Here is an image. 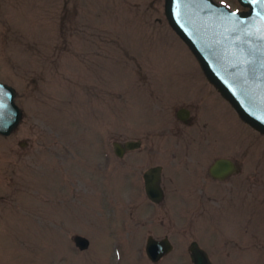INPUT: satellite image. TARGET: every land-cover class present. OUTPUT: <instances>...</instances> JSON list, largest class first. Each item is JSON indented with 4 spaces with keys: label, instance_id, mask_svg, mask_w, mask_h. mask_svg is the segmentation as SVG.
I'll list each match as a JSON object with an SVG mask.
<instances>
[{
    "label": "rangeland",
    "instance_id": "1",
    "mask_svg": "<svg viewBox=\"0 0 264 264\" xmlns=\"http://www.w3.org/2000/svg\"><path fill=\"white\" fill-rule=\"evenodd\" d=\"M163 4L0 0V82L22 111L16 128L0 134V264H191L193 239L215 264H264V135L206 80ZM180 107L189 124L176 117ZM128 140L141 144L117 156L114 142ZM178 140L209 144L204 158L183 157L202 178L216 157L237 163L222 183L226 194L209 181L206 194L186 191L193 181L182 175L192 169H172L167 154L137 159ZM152 163L165 167L157 206L141 178ZM202 196L210 212L195 205ZM149 233L173 245L156 263L144 251ZM75 234L89 240L86 250Z\"/></svg>",
    "mask_w": 264,
    "mask_h": 264
},
{
    "label": "water",
    "instance_id": "2",
    "mask_svg": "<svg viewBox=\"0 0 264 264\" xmlns=\"http://www.w3.org/2000/svg\"><path fill=\"white\" fill-rule=\"evenodd\" d=\"M163 11L170 28L189 48L206 80L229 103L239 119L264 135V2L238 0L248 6V11H235L215 0H163ZM236 13V16H229ZM239 18L241 24L235 20ZM4 107L0 109V134L9 135L19 124L22 111L15 103L13 87L0 82ZM189 111L185 108L176 112V117L186 120ZM126 148L138 146L128 140ZM115 154L121 156V147L114 144ZM236 170L230 159L218 158L210 166V173L223 178ZM159 167L146 171L144 187L146 196L159 202L163 193L152 174ZM72 241L79 250H86L89 240L75 234ZM172 250L168 239L145 242V254L158 262ZM192 264H210L203 249L196 242L189 245Z\"/></svg>",
    "mask_w": 264,
    "mask_h": 264
},
{
    "label": "flooded vegetation",
    "instance_id": "3",
    "mask_svg": "<svg viewBox=\"0 0 264 264\" xmlns=\"http://www.w3.org/2000/svg\"><path fill=\"white\" fill-rule=\"evenodd\" d=\"M238 3H239V7L237 8V9H232V10H235V11H248L249 10V7L248 6H243V5H241L240 4V2L238 1V0H236ZM225 5V4H224ZM228 7V6H227ZM182 108H184V107H180V108H178L177 109V111L179 110V109H182ZM176 111V112H177ZM191 120V117H190V113H189V116H188V118L186 119V120H184V122H186L187 124H189V122H191L190 121ZM191 124V123H190ZM196 132H199L200 134H201V130H195ZM131 141H134V142H137L138 143V146L137 147H139L140 146V141H138V140H131ZM200 141V140H199ZM114 143H117V144H119V146L121 147V153H123V154H125L127 151H130V150H132V149H134V148H131V149H128V148H126V145H125V143H126V141L125 142H123V143H118V142H114ZM157 143V142H156ZM162 143V142H161ZM174 143V142H173ZM172 143V144H173ZM200 143V145H198L197 146V144H193V145H185V146H183V144L182 143H180L179 142V140L177 141V142H175L173 145L172 144H169L168 146L170 147V148H168V149H165L164 148V146H163V148L165 149H162V147H161V149H160V147H159V149H154V147L152 148V149H150V150H148L147 151V154H145V153H143V152H140V153H138L137 155L140 157V158H137V155L135 156V158H137L138 159V161H140V162H145V161H148V162H150L152 159H154V157H155V155H156V158H157V155L159 154L160 155V152L161 153H164V154H167V156H168V158L169 159H171V161H170V164H171V168L173 169V167H183L184 168V166H185V168H186V170H188L189 168H191L192 169V176H186L185 175V173L182 175V177L184 178V179H186V180H188V181H193V183L191 184V185H189V186H186L185 187V190L186 191H193V192H204V194H206L208 191H210L209 190V188L206 186V181H209V182H213L214 183V185L212 186V191L214 190V191H217V192H214V193H218L217 195L218 196H221L222 194H226V191H227V189L223 186V184L222 183H224L226 180H228V179H230V177L232 176V175H234L238 170H237V166H236V170L234 171V172H232L231 174H229L228 176H226V177H223V178H217V177H214V176H212L211 175V173H210V171H209V169H210V166L212 165H210L209 167H208V169H207V177L206 178H202V173H201V170H200V167H199V164H197L195 161H193L192 160V157H190V158H188V159H185V158H183V157H186L187 158V155L190 153V151H191V153H195V154H199L200 156H197V157H199V158H204L205 156H203V155H201L202 154V152H204L205 151V149H206V146H208L209 144H206V143H204L203 141H200L199 142ZM143 155H145V158H143ZM218 158H220V157H216V159H218ZM215 159V160H216ZM227 159H230V158H227ZM214 160V161H215ZM231 160V159H230ZM213 161V162H214ZM232 162H234L233 160H231ZM212 162V163H213ZM235 163V162H234ZM183 166H182V165ZM237 163H235V165H236ZM239 166V165H238ZM154 167H159V173L158 174H152V177L154 178V179H158L157 180V184H158V186H160V188H161V190H162V193H163V198H162V200L164 199V197H165V189H164V187L162 186V178H163V174H164V169H165V167H164V165H162V164H160V163H152V164H149V165H147V167L144 169V171L142 172V175H141V178H142V183H143V191H144V194H145V196H146V193H145V187H144V175H145V173H146V171H148L149 169H151V168H154ZM165 175H166V173H165ZM204 181V182H203ZM203 182V183H202ZM175 183H176V181H175ZM201 183V184H200ZM183 190H184V188H183ZM215 195V194H214ZM235 194H230V198H233V196H234ZM146 198L150 201V202H152L153 204H158V203H160L162 200H160L159 202H154V201H152V200H150L147 196H146ZM229 198V199H230ZM206 197L205 196H202V197H199V198H197L196 199V202H195V205L197 206V207H202V206H204L205 208H206V210L208 211V212H210V210L209 209H207V205H206ZM163 205V204H162ZM157 206V205H156ZM149 237H152V238H154L155 240H162V239H168V241L171 243V241H170V239H169V237H168V235H166V234H164V235H162V236H160V237H154L151 233H149L148 235H147V237H146V240L149 238ZM227 238H222L221 240H220V242H222V241H225ZM228 239H231V238H228ZM227 239V240H228ZM146 240H145V242H146ZM230 241V240H229ZM192 242H196L197 244H198V246L201 248V249H203L204 250V252L206 253V256L208 257V260H209V262H210V264H215V263H213L215 260L213 259V251L211 252V250H210V252H208L203 246H201V244H200V242H199V240L198 239H193V240H191V242L189 243V245L192 243ZM172 244V243H171ZM218 247H220V246H218ZM188 248H189V246H188ZM187 248V249H188ZM172 249H173V245H172ZM212 249V248H211ZM237 249L239 250L240 249V247H236V248H229V250H228V254L229 255H231L232 254V252L233 251H235V252H238L237 251ZM172 251V250H171ZM170 251V252H171ZM169 252V253H170ZM168 253V254H169ZM211 253V254H210ZM188 254H189V259H190V253H189V251H188ZM234 254V253H233ZM167 255V254H166ZM165 255V256H166ZM236 256V255H235ZM164 257V256H163ZM162 257V258H163ZM161 258V259H162ZM160 259V260H161ZM159 260V261H160ZM214 260V261H213ZM229 261V258H227L226 259V261ZM232 261H233V264H241L239 261H238V257H233V259H232ZM252 261H253V259L252 260H250V264H252ZM190 262H191V259H190ZM191 264H192V262H191ZM218 264H220V260H219V262H218Z\"/></svg>",
    "mask_w": 264,
    "mask_h": 264
},
{
    "label": "snow or ice",
    "instance_id": "4",
    "mask_svg": "<svg viewBox=\"0 0 264 264\" xmlns=\"http://www.w3.org/2000/svg\"><path fill=\"white\" fill-rule=\"evenodd\" d=\"M251 2H253V3H256V2H264V0H251ZM236 15H237L236 13H231L229 16H236ZM235 23H236L237 25H239V24H241L242 22H241V20H240L239 18H237V19L235 20ZM261 41L264 42V35L261 36ZM2 97H3V94L0 93V109H2V108L4 107Z\"/></svg>",
    "mask_w": 264,
    "mask_h": 264
}]
</instances>
